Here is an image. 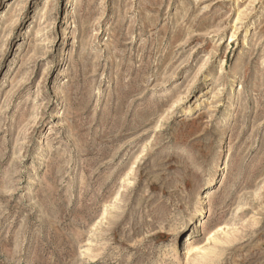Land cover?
<instances>
[{
	"label": "rangeland",
	"instance_id": "rangeland-1",
	"mask_svg": "<svg viewBox=\"0 0 264 264\" xmlns=\"http://www.w3.org/2000/svg\"><path fill=\"white\" fill-rule=\"evenodd\" d=\"M0 264H264V0H0Z\"/></svg>",
	"mask_w": 264,
	"mask_h": 264
},
{
	"label": "bare ground",
	"instance_id": "bare-ground-1",
	"mask_svg": "<svg viewBox=\"0 0 264 264\" xmlns=\"http://www.w3.org/2000/svg\"><path fill=\"white\" fill-rule=\"evenodd\" d=\"M222 160L219 159L218 164H217V170H216V176L219 174V172L222 170ZM220 175V174H219ZM217 178H212L209 182H208V186L207 188L202 192V195L200 197V201H199V208H198V215H203L206 209V206L208 204V199L210 198V195L212 194V188L214 186V184L217 182L216 181ZM204 224V220L201 219L200 221L196 222V226L194 227V232L191 233L193 236L185 239L184 243H183V250H194V247L196 246V235L199 234L200 229L203 227ZM196 248V247H195ZM178 253V251H177Z\"/></svg>",
	"mask_w": 264,
	"mask_h": 264
}]
</instances>
